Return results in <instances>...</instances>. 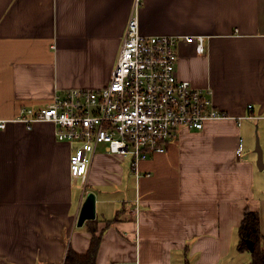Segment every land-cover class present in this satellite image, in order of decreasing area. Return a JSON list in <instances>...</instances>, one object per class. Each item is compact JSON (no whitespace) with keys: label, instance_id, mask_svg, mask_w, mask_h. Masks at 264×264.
<instances>
[{"label":"crops","instance_id":"0c3cea01","mask_svg":"<svg viewBox=\"0 0 264 264\" xmlns=\"http://www.w3.org/2000/svg\"><path fill=\"white\" fill-rule=\"evenodd\" d=\"M136 3L0 0V264H65L70 251L88 254L94 230L97 264H236L245 212L262 218L264 0H139L143 35L180 38L179 78L211 89L231 118L253 117L182 130L139 181L131 158L102 147L84 194L56 127L14 122L58 93L108 86ZM89 194L96 218L80 226Z\"/></svg>","mask_w":264,"mask_h":264},{"label":"built area","instance_id":"2783aa9c","mask_svg":"<svg viewBox=\"0 0 264 264\" xmlns=\"http://www.w3.org/2000/svg\"><path fill=\"white\" fill-rule=\"evenodd\" d=\"M139 0L130 19L117 64L108 86L99 90L58 93L51 104L23 109L14 121L32 131L38 124H53L60 143L73 146L70 172L81 181L84 194L94 158L100 148L113 156L129 157L137 181L141 164L167 153L182 130L201 132L207 123L231 118L216 108L211 89H197L178 75L180 38L145 36L138 18ZM204 38L197 51L204 54ZM252 109V106L249 107ZM7 121H0L5 130ZM240 140L237 156L242 157Z\"/></svg>","mask_w":264,"mask_h":264},{"label":"trees","instance_id":"16d2710c","mask_svg":"<svg viewBox=\"0 0 264 264\" xmlns=\"http://www.w3.org/2000/svg\"><path fill=\"white\" fill-rule=\"evenodd\" d=\"M262 218L259 213L247 210L244 215L242 225L239 229V245L238 251L245 253L248 251V242L254 244V250L251 254V264H264V236L261 231ZM91 248L85 256H80L70 251L66 257L65 264H97L98 252L102 240L96 236L97 231L93 232Z\"/></svg>","mask_w":264,"mask_h":264},{"label":"water","instance_id":"95a60500","mask_svg":"<svg viewBox=\"0 0 264 264\" xmlns=\"http://www.w3.org/2000/svg\"><path fill=\"white\" fill-rule=\"evenodd\" d=\"M256 152L258 154V168L260 170H264V162H263V152L261 150L259 141L257 140V149ZM96 218V199L94 195L89 194L86 198L84 206L80 215V226H82L86 221H92ZM249 245V250L253 252L254 244L252 242Z\"/></svg>","mask_w":264,"mask_h":264},{"label":"rangeland","instance_id":"374dc122","mask_svg":"<svg viewBox=\"0 0 264 264\" xmlns=\"http://www.w3.org/2000/svg\"><path fill=\"white\" fill-rule=\"evenodd\" d=\"M255 137H256V141L254 142V151L257 149V139H258L257 137L258 136L255 135ZM82 186L83 185H81V188L83 190ZM263 220H264V210L262 212V223L264 225V221ZM239 255H240V257H239V260L236 261V264H251L252 257H251V255L249 253H247V252L246 253H240Z\"/></svg>","mask_w":264,"mask_h":264}]
</instances>
